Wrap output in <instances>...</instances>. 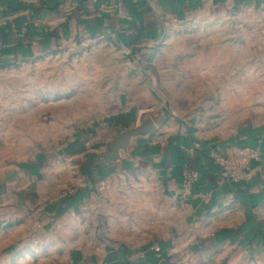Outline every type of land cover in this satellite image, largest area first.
<instances>
[{
  "label": "crops",
  "instance_id": "crops-1",
  "mask_svg": "<svg viewBox=\"0 0 264 264\" xmlns=\"http://www.w3.org/2000/svg\"><path fill=\"white\" fill-rule=\"evenodd\" d=\"M243 1L254 2L0 0V67L88 51L108 77L109 115L69 142L75 152L28 143L0 157V229L17 241L19 263L236 264L264 256L256 248L264 243V125L175 114L169 91L182 77L172 74L170 89L164 83V66L188 59L189 31ZM107 47L116 54L98 57ZM144 120L156 130L106 160L116 135ZM79 143L92 149L78 152ZM210 149L238 163L239 182L228 181ZM186 167L197 180L181 203ZM98 180L108 183L106 195L93 191Z\"/></svg>",
  "mask_w": 264,
  "mask_h": 264
},
{
  "label": "rangeland",
  "instance_id": "rangeland-1",
  "mask_svg": "<svg viewBox=\"0 0 264 264\" xmlns=\"http://www.w3.org/2000/svg\"><path fill=\"white\" fill-rule=\"evenodd\" d=\"M234 9L235 12L204 19L189 31L192 34L186 39L192 38L193 43L182 56L187 61L164 66L168 89L174 82L172 74L182 77L176 91H169L168 103L175 114L184 111L200 118V122L221 118L232 124L254 123L251 125L260 128L264 125V0L243 1ZM101 50L105 52L97 54L100 58L116 54L113 48ZM90 56L88 51L75 52L0 67L1 159L8 150L28 143L31 147L50 143L48 151L52 153L75 152L69 142L77 134L82 136V132L88 136L86 132H92L109 115L102 112L107 104L104 89L108 77L106 80L97 73L96 66L88 61ZM94 74L99 79L94 80ZM84 147L92 149L90 144L76 146L78 152ZM263 223L259 221L264 234ZM11 235L6 228L0 229V259L4 257L7 264L9 255V264H21L13 254L17 241H9ZM257 247L264 250V243ZM233 263L264 264V256L255 255L254 260L246 256ZM30 264L38 263L35 260Z\"/></svg>",
  "mask_w": 264,
  "mask_h": 264
},
{
  "label": "built area",
  "instance_id": "built-area-1",
  "mask_svg": "<svg viewBox=\"0 0 264 264\" xmlns=\"http://www.w3.org/2000/svg\"><path fill=\"white\" fill-rule=\"evenodd\" d=\"M208 155L210 156L213 163L220 169L222 174L230 181L231 183H237L240 181L241 175L238 172V164L236 161H227L214 150H209ZM196 174L191 171L189 168H184L181 178V191H182V202L190 194V191L194 184L196 183ZM92 189L96 194L106 195L109 191V185L105 180H98L92 185ZM154 251L158 252V248H153ZM103 264H110L105 262Z\"/></svg>",
  "mask_w": 264,
  "mask_h": 264
},
{
  "label": "water",
  "instance_id": "water-1",
  "mask_svg": "<svg viewBox=\"0 0 264 264\" xmlns=\"http://www.w3.org/2000/svg\"><path fill=\"white\" fill-rule=\"evenodd\" d=\"M156 130L155 125L148 120H144L140 125L134 128L127 129L116 135V138L110 143L109 150L104 157L106 160H111L116 157L118 150L126 145L129 138L141 135L152 134Z\"/></svg>",
  "mask_w": 264,
  "mask_h": 264
},
{
  "label": "trees",
  "instance_id": "trees-1",
  "mask_svg": "<svg viewBox=\"0 0 264 264\" xmlns=\"http://www.w3.org/2000/svg\"><path fill=\"white\" fill-rule=\"evenodd\" d=\"M182 127V129H183V126H181Z\"/></svg>",
  "mask_w": 264,
  "mask_h": 264
}]
</instances>
